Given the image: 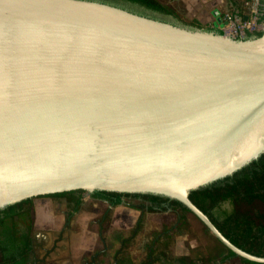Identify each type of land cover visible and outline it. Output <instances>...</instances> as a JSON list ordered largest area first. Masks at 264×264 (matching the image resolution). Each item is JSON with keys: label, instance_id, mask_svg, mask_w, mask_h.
<instances>
[{"label": "water", "instance_id": "1", "mask_svg": "<svg viewBox=\"0 0 264 264\" xmlns=\"http://www.w3.org/2000/svg\"><path fill=\"white\" fill-rule=\"evenodd\" d=\"M156 16L0 0V208L76 189L160 194L264 263L188 198L264 150V18L260 36L234 39Z\"/></svg>", "mask_w": 264, "mask_h": 264}, {"label": "trees", "instance_id": "2", "mask_svg": "<svg viewBox=\"0 0 264 264\" xmlns=\"http://www.w3.org/2000/svg\"><path fill=\"white\" fill-rule=\"evenodd\" d=\"M119 5L128 11L156 19V15L171 17L172 23L192 29L212 31L222 34V30L213 25L206 26L196 18L182 17L171 5L160 0H98ZM229 9L240 7L244 1L228 0ZM264 12V0H260ZM144 10L150 11L146 13ZM264 18V13L261 20ZM261 31L247 33L242 39L260 36ZM82 189L68 190L36 197L62 198L68 211L65 216V228H68L74 214L83 204ZM92 199L104 200L107 207L96 220V232L100 248L89 253L82 264H95L107 252L105 231L107 230L113 208L123 203L139 211L134 224L126 234L118 237L119 247L113 258L115 264H131L125 261V252L135 243L143 228L146 213L166 212L174 214V222L162 225L153 233L144 245V257L139 264H219L229 257L238 258L241 264H264L251 261L234 254L230 249L213 238L226 250L224 255L215 257L202 252L175 255L170 252L174 236L188 232L187 213L190 211L181 202L167 196L154 193L118 192L94 190L89 192ZM125 197L139 199L138 204L125 201ZM35 197L24 198L0 208V264H35L31 261L33 251V223ZM188 198L195 204L215 227L235 246L257 255L264 256V150L256 157L234 170L205 185L188 191ZM230 207L221 209L222 203ZM192 214V213H191ZM193 215V214H192ZM194 216V215H193ZM24 226V229L21 226ZM205 230L208 229L203 226ZM209 232V231H208ZM63 231L60 232V235Z\"/></svg>", "mask_w": 264, "mask_h": 264}, {"label": "rangeland", "instance_id": "3", "mask_svg": "<svg viewBox=\"0 0 264 264\" xmlns=\"http://www.w3.org/2000/svg\"><path fill=\"white\" fill-rule=\"evenodd\" d=\"M160 1L171 5L184 18H196L206 26L213 25L215 14L212 9H214V5L218 0ZM237 1L245 2L247 0ZM217 5V9H221V4ZM82 197V208L75 213L70 228L62 236L59 235L58 231L63 227L62 216L63 212H65L63 199L42 197V200L46 199L48 202H46L45 210L41 214L38 212V223H33V251L30 257L35 264H80L91 251L100 248L96 232V218L106 208L107 204L104 200L92 199L87 192H83ZM125 201L133 204L139 203V199H130L129 197H125ZM229 207L230 205L227 202L222 203L220 206L221 209H228ZM137 213L138 210L124 204L118 205L113 209L111 221L105 234L107 254L101 258L98 264H113L114 258L112 254L119 247L118 237L126 234L129 227L133 224ZM168 213L171 212L145 214L141 232L137 236L135 243L123 256L125 261L137 264L142 260L144 257V245L150 239L154 231L153 228H160L161 224L169 226L174 222V214L171 213L172 215H169ZM186 215L189 223L188 232L183 233V237H176V241L182 240L183 245L178 246L174 240L173 245L170 247V252L184 250L188 248L189 242H193L195 248L205 254L220 257L222 253H226V250L213 238L210 232L205 230L203 224L195 216L191 213ZM46 218L53 219V222H48V219L45 220ZM46 221L47 225H44ZM21 228L24 229V226L22 225Z\"/></svg>", "mask_w": 264, "mask_h": 264}, {"label": "built area", "instance_id": "4", "mask_svg": "<svg viewBox=\"0 0 264 264\" xmlns=\"http://www.w3.org/2000/svg\"><path fill=\"white\" fill-rule=\"evenodd\" d=\"M247 10V12H246ZM244 14L247 18L244 19ZM263 9L260 0H247L243 3V9L234 7L222 14V30L224 35L234 39H241L247 33L253 34L262 30Z\"/></svg>", "mask_w": 264, "mask_h": 264}, {"label": "crops", "instance_id": "5", "mask_svg": "<svg viewBox=\"0 0 264 264\" xmlns=\"http://www.w3.org/2000/svg\"><path fill=\"white\" fill-rule=\"evenodd\" d=\"M217 4H221V9H217V7H218V5ZM228 6H229V2H228V0H225V1H223V0H218L217 1V3H215V5H214V9H212V11L214 12V14H215V17H214V21H213V26H215V24L217 25V26H215V27H218V22H216V15L217 14H219V16L222 18V14H223V12H225V10H228L229 8H228ZM41 199V200H40ZM63 201H64V204H65V212H63V227H62V229L61 230H59L58 232H59V235H60V232L61 231H63V234L65 233V232H67L68 231V229L70 228V226H71V221H72V219H71V221H70V224H69V226H68V228H65V216H66V214H67V211H68V207H67V204H66V202H65V200L63 199ZM33 205H34V223L35 224H37L38 222H37V220H39L38 219V212L41 214L42 213V211L43 210H45V205H46V202H48L46 199H43L42 200V197H35L34 199H33ZM106 202V201H105ZM129 202V201H128ZM106 204H107V202H106ZM121 204H123V203H121ZM121 204H119V205H121ZM83 205V204H82ZM125 205V204H124ZM107 207V206H106ZM117 207V206H116ZM81 208H82V206H81ZM80 208V209H81ZM115 208V207H114ZM113 208V209H114ZM112 213H113V211H112ZM154 213V212H153ZM153 213H151V214H153ZM101 214V213H100ZM99 214V215H100ZM138 214H139V211H138V213H137V215H136V217H135V219H134V222L136 221V218H137V216H138ZM169 215H172L171 213H168ZM75 215V214H74ZM98 215V216H99ZM111 216H112V214H111ZM74 217V216H73ZM36 218V219H35ZM98 218V217H97ZM97 218H96V220H97ZM48 219V222H53V219H51V218H46L45 220H47ZM54 220H56V219H54ZM110 221H111V218H110ZM123 221H125L124 219H123ZM54 222H56V221H54ZM134 222H133V224H134ZM109 224H110V222H109ZM132 224V225H133ZM143 224H144V222H143ZM44 225H47V221L45 222V224ZM131 225V226H132ZM161 225H163V224H161ZM130 226V227H131ZM129 227V228H130ZM161 227L162 226H160V228L159 227H154L153 228V232H152V235H153V233H155L156 231H159L160 229H161ZM107 231V230H106ZM106 231H105V234H106ZM62 234V235H63ZM62 235H60V236H62ZM151 235V236H152ZM183 233L182 234H178L177 236H174L175 238H174V240H175V243H177V245L178 246H181V245H183V241L182 240H177L176 241V237H183ZM121 236V235H120ZM105 238H106V235H105ZM151 238V237H150ZM149 241V240H148ZM147 241V242H148ZM107 243V242H106ZM115 252V251H114ZM114 252H113V254H114ZM196 252H200L197 248H195V244L193 243V242H189V244H188V248H185L184 250H178V252H171L172 254H175V255H179V254H187V253H196ZM203 253V252H202ZM106 254H107V252H106ZM105 254V255H106ZM113 254H112V257H113ZM225 253H222L221 255H224ZM104 255V256H105ZM103 257V256H102ZM101 257V258H102ZM218 257V256H217ZM101 258L95 263V264H98L99 263V261L101 260ZM84 261V260H83ZM83 261L80 263V264H82L83 263ZM141 261V260H140ZM140 261L137 263V264H139L140 263ZM113 264H115V261L113 260ZM219 264H240L239 263V260L238 259H236V258H227V259H225L224 260V262L222 261V262H220Z\"/></svg>", "mask_w": 264, "mask_h": 264}]
</instances>
